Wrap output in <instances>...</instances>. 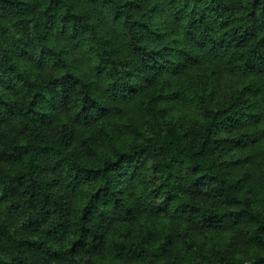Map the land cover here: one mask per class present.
I'll return each mask as SVG.
<instances>
[{
  "label": "trees",
  "instance_id": "1",
  "mask_svg": "<svg viewBox=\"0 0 264 264\" xmlns=\"http://www.w3.org/2000/svg\"><path fill=\"white\" fill-rule=\"evenodd\" d=\"M263 128L264 0H0V264H264Z\"/></svg>",
  "mask_w": 264,
  "mask_h": 264
},
{
  "label": "rangeland",
  "instance_id": "2",
  "mask_svg": "<svg viewBox=\"0 0 264 264\" xmlns=\"http://www.w3.org/2000/svg\"><path fill=\"white\" fill-rule=\"evenodd\" d=\"M37 1L38 0H34ZM240 0H232V2H238ZM3 19L5 21H18L25 20V16L19 13H10V11L4 14ZM41 71L49 73V69H41ZM187 79V75L176 76V78L171 79V84L173 86H181L184 85ZM241 77L231 76L229 74L219 73L216 76H212L210 73L204 74L202 78H199L201 85L206 87H214L217 93V99L220 103H226L228 100V91L230 89L236 90L237 87L241 84ZM162 79H158L155 82L156 86L162 85ZM187 85V84H186ZM191 113V111H190ZM187 114V113H186ZM195 113L186 117V120L189 122V127L194 123ZM260 127H255L251 130H257ZM264 130V128L262 129ZM244 134L243 129H237L233 135H242ZM226 159L231 161V172L234 177L238 180H242V183L247 189L252 192L255 197H259V195L264 191V141L257 148H249V149H233L229 150ZM222 234L218 235L216 241L222 242L223 238H227L225 235L229 236L231 234L227 233L223 237H220ZM202 239V238H201ZM212 240V239H211ZM210 238L208 241H211ZM214 241V240H212Z\"/></svg>",
  "mask_w": 264,
  "mask_h": 264
}]
</instances>
